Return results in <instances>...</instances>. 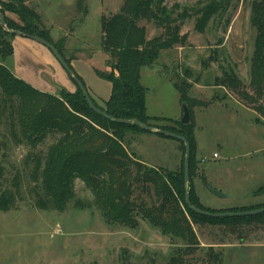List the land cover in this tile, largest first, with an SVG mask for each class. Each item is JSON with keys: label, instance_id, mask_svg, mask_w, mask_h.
Listing matches in <instances>:
<instances>
[{"label": "rangeland", "instance_id": "1", "mask_svg": "<svg viewBox=\"0 0 264 264\" xmlns=\"http://www.w3.org/2000/svg\"><path fill=\"white\" fill-rule=\"evenodd\" d=\"M260 1L230 0L229 8L213 16L205 33H199L195 30L196 20L212 0H168V9L178 4L180 10L164 18L162 25L181 26L182 34L189 35L188 42L165 49L153 66L141 72L150 115L174 118L181 113L183 106L173 83L180 85L183 81L192 84L190 95L196 100L212 105L219 103L214 108L203 111L198 108L193 112L199 122L195 130L198 150L187 189L191 188L193 196L210 210L264 208V119L260 121L255 105L242 97L245 93L254 94L250 69L259 39L258 25L263 20L261 12L255 9ZM32 2L31 7L29 0L26 5L34 12L39 11L43 22L44 19L49 21L53 40L73 32L68 48L81 50L77 71L74 67L73 70L82 74L86 84L99 85L104 90V98H108L110 82L94 70L95 67L107 70L101 18L104 14L119 13L124 0H84L88 11L85 16L78 11L77 0ZM140 25L147 29V40L164 33V29L151 20ZM15 39L12 40L14 54L9 59L16 62L15 73L19 79L46 87L48 80L44 76L56 68L77 88L49 48L38 42L53 59L54 64L46 65L39 51L14 44ZM75 53L66 55L74 57ZM0 63L5 65L1 57ZM229 75L241 82L242 89L236 91L217 85ZM9 117L10 109L5 110L0 100V141L3 144L0 165L6 171L2 186L16 193L11 210L0 211V264H175L177 259L184 264H264V225L195 224L183 203L181 208L188 220L185 229L189 227L193 231L194 242L185 238V232L178 227L179 231L166 232L153 225L142 211L136 217L138 225L134 228L109 221L92 190L79 179L74 184L76 198L64 212L39 210L35 205L37 185L33 170L37 160L47 155L60 135L49 134L36 148L26 143L17 145L11 139ZM125 137L124 144L128 146V136ZM156 138L139 136L130 146L137 155L130 154L145 162L144 168L152 169V164L162 166L158 167L161 171L174 175L176 171L172 169L178 159L174 145L180 142ZM215 152L221 155L220 159L214 160ZM136 169H133L134 174ZM180 171L184 173L183 166ZM143 176L134 183L130 200L159 216L153 209L163 200ZM212 190L220 192L224 198L215 196ZM164 219H171V215L165 214Z\"/></svg>", "mask_w": 264, "mask_h": 264}, {"label": "trees", "instance_id": "2", "mask_svg": "<svg viewBox=\"0 0 264 264\" xmlns=\"http://www.w3.org/2000/svg\"><path fill=\"white\" fill-rule=\"evenodd\" d=\"M167 1L124 0L119 13L102 16V50L107 55L109 71H96V74L111 83L112 94L103 105H99L92 96L91 99L94 106L116 119H137L149 127L185 136L192 151L191 173L193 158L197 155L196 123L193 112L198 108L208 109L212 103L193 98L190 95L192 84L183 81L180 85L175 83L174 87L179 91L182 105L187 104L190 109V124L182 125L181 121L169 118L149 117L146 104L147 89L141 83L142 70L153 66L159 60L162 51L188 42L189 35L182 34L181 26L162 25L164 18H168L180 10L178 4L172 10L168 9ZM26 3L27 0H0V12L4 15L7 28L10 30L5 31L0 26L2 62H6L7 58L14 54L12 40L16 35L13 31H19L31 36H39L55 45L74 74H77L73 70V59L65 56V38L53 43L50 30L45 28L41 14L31 10ZM229 4L230 0H212L201 17L196 20L195 30L205 33L212 17L227 10ZM77 8L84 16L88 12L84 0H77ZM255 9L256 12H261L263 20L258 25L259 39L250 69V86L254 94L250 96L245 93L242 97L255 105V112L260 116L258 119L263 121L264 0H261ZM9 14L18 16L20 23L13 20ZM148 20L163 28L164 33L159 37L147 40V29L140 24ZM40 26L43 29L38 28ZM79 78L86 87L83 79L80 76ZM217 85L236 91L242 89L241 82L234 80L231 75L220 80ZM0 98L2 107L5 110L10 109L9 130L11 139L17 145L26 143L36 148L46 140L49 134L60 135L59 141L49 148L47 155L37 160L33 170V180L37 185L34 189L35 205L41 211L64 212L76 198L74 184L79 179L92 190L96 197L95 201L102 207L109 221L123 223L132 228L138 225L136 217L142 211L144 217L148 218L153 225L166 232L181 230L185 232V238L194 242L193 231L189 227L185 229L188 220L182 211V203L195 224L233 226L255 223L264 225V213L249 217L215 218L193 211L186 202L187 192L190 193L191 202L195 208L211 214L248 212L253 209L210 210L200 204L199 200L193 196L192 189H187V183H185L186 151L184 143L180 142L184 153L182 162L184 173L180 174V171L173 175L171 172H163L159 168H144L143 163L126 150L124 141L127 133L146 132L137 125L116 124L99 115L88 106L84 94L78 86L75 92L61 89L55 95L38 91L15 76L4 63H0ZM161 122L166 124L161 125ZM2 147L3 144L0 141V149ZM134 168H137L135 174ZM141 175H144L146 183L154 187L158 198L163 200L159 207L153 209L160 214H158L159 216H155L151 211H146L143 205H135L130 200L134 183L139 181ZM5 176L6 171L0 165V211L8 212L15 204L16 193L11 189H4L2 186ZM165 214H170L171 219L165 220ZM175 264L184 263L177 259Z\"/></svg>", "mask_w": 264, "mask_h": 264}, {"label": "crops", "instance_id": "3", "mask_svg": "<svg viewBox=\"0 0 264 264\" xmlns=\"http://www.w3.org/2000/svg\"><path fill=\"white\" fill-rule=\"evenodd\" d=\"M3 1V0H2ZM5 1V0H4ZM33 0H29V3H28V5L31 7V5H32V3H34V2H32ZM34 6L36 7V5L34 4ZM36 9H37V7H36ZM39 12V11H38ZM40 13V12H39ZM41 14V13H40ZM42 15V14H41ZM9 16L13 19V20H15L16 22H18V23H20V19L18 18V16H16V15H14V14H9ZM44 26L46 27V28H48L49 30H50V35H51V39H52V41H53V43L55 42V43H57V42H59L61 39H63V38H65V50H64V53H65V56L67 57V55H66V53H68V54H72V53H75L76 55L74 56V57H72L71 55L69 56V57H67V58H70L71 57V59H73V61H72V66L76 69V71H77V66H78V62H79V57H80V52H81V50H78V49H75V48H68V39H69V37L71 36V35H73L72 33L69 35V33H67L66 32V35H64L63 37H60L59 39H57L56 41L55 40H53V37H52V26H50L48 23H49V21H46L45 19H44ZM68 30V29H67ZM66 30V31H67ZM74 31V30H73ZM16 39L14 40V44H18V45H20V46H22V45H24L25 47H27V48H29V49H31V50H35V51H39L45 58V64L46 65H49V63H51L52 62V64H54L53 63V59H51V57H50V55H49V53H47V51L45 50V49H43V47H42V45H40L39 43H35V41L33 42L32 40H30L29 38H25V37H18V36H16L15 37ZM29 41H32L34 44H32V42H29ZM107 61H108V59H106V63H105V65L107 66ZM5 65L11 70V72L16 76V70H17V66H16V62L15 61H12V60H10L9 59V57L7 58V61L5 62ZM95 72L96 71H100V72H102L100 69H98L97 67H95ZM106 71H109V68L107 67V70ZM77 74H79V72H77ZM80 75V77L83 79V81H84V83H85V85H86V89L87 90H89V93H90V95L96 100V102L99 104V105H103V103L105 102V101H107L109 98H110V96H111V94H112V89H111V83H110V89H111V93H110V95L108 96V98H104L105 96H103V91L104 90H102L101 89V87H99V85H94V83H90V84H86V81H85V79L83 78V76H82V74H79ZM18 77V76H17ZM47 79L48 81H47V83L45 82V84L47 85L46 87H42V86H40L39 84H33L32 82H30L28 79H21V80H24L25 82H27L28 84H30L33 88L34 87H36L35 89L37 90H42V91H45V92H49V91H51V92H49L50 94H52V95H55V94H58L59 92H60V90L61 89H64V90H68L69 92H75L76 91V87L74 86V84L73 83H70L66 78H64V76L63 75H61L59 72H58V70L55 68V70H54V72H51V74L50 75H45L44 76V79ZM40 80L42 81L43 80V77L41 76L40 77ZM141 83H142V80H141ZM173 85H174V83H173ZM52 87V88H51ZM53 87H54V89H53ZM145 88V87H144ZM175 88V87H174ZM47 89H49V91L47 90ZM52 89V90H51ZM56 89L57 90H59V92L58 91H56ZM177 90V89H176ZM177 92L179 93V91L177 90ZM193 97V96H192ZM194 98V97H193ZM179 103H181L180 102V94H179ZM218 103V102H217ZM219 104V103H218ZM218 104H215L214 103V105H211L208 109H211V108H214V106H216V105H218ZM181 106H183L182 105V103H181ZM200 111H203V109H199ZM147 114H148V116L149 117H159V118H165V119H167V118H169V119H172V120H175V121H181L182 120V117H183V108H182V111H181V113L180 114H178V115H176L174 118H171V117H162V116H158V115H150L149 114V112H148V106H147ZM194 119H195V117H194ZM195 123H196V127L199 125V122L195 119ZM195 130H196V128H195ZM146 134V135H145ZM153 136V137H157L156 139H165V140H163V141H167L166 139L167 138H164V137H162V136H158V135H156V134H153V133H151V134H149V133H140V132H135V133H127L126 134V136H128V146H126V148H127V150L129 151V152H132L131 150V148H130V146H131V144H132V142H135L136 141V138H138L139 136ZM197 139V138H196ZM174 147H175V149L178 151V159H177V161H176V163H175V165H174V169H172V171H176V172H179L180 171V169H182V161H183V157H184V153H183V151H182V145H181V143H177V144H175L174 145ZM197 150H198V141H197ZM133 154H135V155H137V152L135 153V152H132ZM217 152H215V154H216ZM215 154L213 155V158H214V156H215ZM139 158V157H138ZM221 158V155L219 154V157L218 158H214V160L216 159V160H218V159H220ZM202 159V158H201ZM204 159H202L201 160V162H202V165L204 164L203 161ZM207 160V159H206ZM143 163V162H142ZM145 163V162H144ZM143 163V164H144ZM145 165H146V163H145ZM148 165V164H147ZM150 166H152V167H154V168H158V167H160V168H162V166H157V165H150ZM204 166V165H203ZM205 167V166H204ZM203 167V169H204V171H205V173H206V170H205V168ZM165 168V167H164ZM167 169V168H166ZM169 169V168H168ZM171 170V169H170ZM217 190V189H216ZM259 193V192H258ZM219 198H224V197H221V196H219ZM226 199H228V198H226ZM261 205H262V203H260ZM214 208H216V207H214ZM217 209H226L225 207H217L216 208V210Z\"/></svg>", "mask_w": 264, "mask_h": 264}, {"label": "water", "instance_id": "4", "mask_svg": "<svg viewBox=\"0 0 264 264\" xmlns=\"http://www.w3.org/2000/svg\"><path fill=\"white\" fill-rule=\"evenodd\" d=\"M0 26L1 29H4L5 31H10L9 28H7V24H6V20L4 15L0 12ZM13 33L18 36V37H25V38H29L35 42H39L40 44L45 45L47 48H49V50L53 53V55L60 61L61 65L63 66V68L65 69V71L67 72L68 75H70L72 77V79L75 81L76 85L80 88V90H82L84 97L86 99V102L88 103V106L91 107L92 110H94L95 112H97L99 115H101L102 117H105L106 119H108L109 121L116 123V124H125V125H129V126H133V125H137L139 126L143 131H145L146 133H153V134H159V135H163L166 137H170L172 139H175L181 143L185 144V151H186V155H185V160H184V167H185V183L189 184V180H190V159H191V148H190V143L188 141V139L185 136H181V135H176L174 133H171L169 131H164V130H158L155 129L154 127H149L147 126L145 123L135 119V120H124V119H116L110 115H108L105 111L100 110L99 108H97L96 106H94L92 99H91V95L89 93V90L86 89V87L84 86L83 82L81 81V79L79 78V76L77 74H74V72L72 71L71 67L67 64V62L65 61V59L62 58V56L60 55L59 51L57 50V48L55 47V45H53L52 43H49L47 41H45L44 39H42L39 36H31L25 33H21L19 31H13ZM213 60V59H211ZM191 113H190V109L188 107L187 104L183 105V117L181 120L182 125H188L191 122ZM213 194L216 196H221L224 197L223 194H221L218 191H214L212 190ZM186 198V202L188 204V206L195 211L198 214H205L208 216H212V217H249V216H253V215H259V214H263L264 213V208L261 209H257V210H251L248 212H233V213H217V214H211L208 213L206 211L203 210H198L197 208H195L192 205L191 202V198H190V193L187 192L185 195Z\"/></svg>", "mask_w": 264, "mask_h": 264}, {"label": "built area", "instance_id": "5", "mask_svg": "<svg viewBox=\"0 0 264 264\" xmlns=\"http://www.w3.org/2000/svg\"><path fill=\"white\" fill-rule=\"evenodd\" d=\"M219 157V154L218 153H216L215 154V156H214V158H218Z\"/></svg>", "mask_w": 264, "mask_h": 264}]
</instances>
